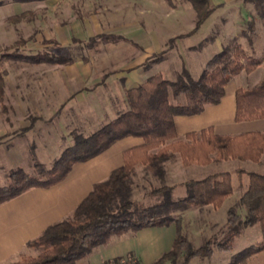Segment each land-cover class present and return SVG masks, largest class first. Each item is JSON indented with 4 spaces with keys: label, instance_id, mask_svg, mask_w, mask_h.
I'll use <instances>...</instances> for the list:
<instances>
[{
    "label": "trees",
    "instance_id": "16d2710c",
    "mask_svg": "<svg viewBox=\"0 0 264 264\" xmlns=\"http://www.w3.org/2000/svg\"><path fill=\"white\" fill-rule=\"evenodd\" d=\"M26 3L45 0H0ZM196 13L194 34L212 14L207 0H187ZM252 6L264 25V0H243ZM25 14L9 18L17 22ZM241 36L251 42L256 37L255 21L246 22ZM185 37V36H181ZM154 56L150 63H158ZM13 59L32 64L69 65L72 58L39 54L16 56ZM1 61V57H0ZM264 63L263 58L248 56L238 46H226L205 63L200 75L193 79L183 68L177 82H170L160 73L148 77L142 84L125 91V110L99 129L84 137L74 135L72 145L66 147L50 169L39 163L37 176H30L22 169L9 174V183L0 186V205L33 188H51L65 180L76 163L86 162L109 148L115 142L127 138L142 139L143 144L123 153V164L112 171L108 178L93 186L88 196L72 214L46 228L28 247L41 249L35 258H26L12 264H77L87 258L92 250L107 244L112 235L136 233L139 230L167 227L174 224L176 237L171 249L152 264H188L195 258H210L217 250L230 251L235 239L245 228L258 225L261 241L232 256L228 264H246L264 251V174L236 170L223 171L202 179H190L179 185H162L144 193V198H159L144 205L132 200L135 169L140 166L145 173L163 180L164 165L178 158L183 167H205L213 161L237 160L258 163L264 154V134L244 133L221 136L211 128L190 132L182 137L176 133L175 117H192L201 114L207 106L217 105L225 93L229 81L241 74L249 75ZM6 73L0 65V101L3 99ZM264 120V80L250 88L235 91L236 123ZM247 176V184L238 201L226 212L224 226L205 243L193 248L182 233L181 218L191 208L212 207L218 209L233 194L232 175ZM185 189L183 198L174 199V190ZM242 187V186H241ZM244 210V214H241ZM133 264H141L132 254L127 255ZM120 258L104 264H117ZM126 264V263H125Z\"/></svg>",
    "mask_w": 264,
    "mask_h": 264
},
{
    "label": "rangeland",
    "instance_id": "374dc122",
    "mask_svg": "<svg viewBox=\"0 0 264 264\" xmlns=\"http://www.w3.org/2000/svg\"><path fill=\"white\" fill-rule=\"evenodd\" d=\"M159 2L160 6L154 0H145L146 4L140 0H47L31 4L10 3L0 7V65L6 73L4 95L0 101L1 187L9 183V174L16 169L20 168L30 176H37L39 172L34 167L36 162L44 169H50L61 152L72 145L74 135L86 137L100 128L97 124H82L80 118L71 125L69 116L75 113L66 105L68 100H64L65 96L59 94V87L66 88L67 82L63 67L45 63L36 65L13 57L48 54L78 61L86 59L87 70L92 72L101 67L107 70L122 68L125 59L139 52L137 47L127 43V27L137 28V25L145 24L147 28L154 29L159 40L161 37L163 40L170 38L175 33L186 37L194 29L196 13L187 0ZM25 11L30 13H24L17 22L6 21V18ZM213 16L214 25L209 29L197 30L193 39H186L177 45L176 42L185 37L180 35L166 39L161 52L146 59L144 70L158 69L164 79L177 82L185 68L196 79L205 63L226 46H238L250 57L263 58L264 25L251 5L244 4L243 0H233ZM250 19L255 21L256 30V37L251 42L240 34L247 28L246 22ZM189 29L192 30L188 32ZM147 33L143 39L145 44L154 46L152 35ZM132 34H129L130 38L134 37ZM186 45L194 52L188 53ZM154 56L160 57L158 63L149 62ZM105 58H108L107 64ZM263 80L264 63L249 75L242 73L233 77L229 86L250 88ZM251 163L213 161L205 167L191 165L185 168L178 158H174L164 165L163 180L145 173L138 166L131 199L150 205L157 199L161 200L144 198V193L152 188L176 186L217 172L234 173L239 168L249 171L253 167ZM247 181V176L232 175L233 194L224 201L227 203L222 209L223 214L220 208L224 203L218 208V213V209L210 206L201 210L191 208L183 213L182 233L193 248L202 246L224 226L228 208L238 201ZM185 194V189L178 186L172 197L180 199ZM208 209L209 212L206 211ZM241 214H244V210H241ZM260 241L258 225L245 228L242 235L233 241L230 251L214 250L210 258H195L188 264H228L233 255ZM102 246L94 248L92 252ZM40 250L29 246L19 261L37 257ZM133 262L134 259L130 261L126 256L120 258L117 264Z\"/></svg>",
    "mask_w": 264,
    "mask_h": 264
},
{
    "label": "crops",
    "instance_id": "0c3cea01",
    "mask_svg": "<svg viewBox=\"0 0 264 264\" xmlns=\"http://www.w3.org/2000/svg\"><path fill=\"white\" fill-rule=\"evenodd\" d=\"M140 1L146 4L145 0ZM154 1L160 6L159 0ZM207 1L213 8V12L198 31L212 27L214 25L213 15L221 8L228 7L233 0ZM10 3L17 4V2L10 1L4 5ZM31 3L33 2H26V4ZM24 13L30 12L25 11L13 16ZM13 16L6 18V21H9V18ZM192 29H189L188 32ZM126 30L129 31L130 35L133 33L132 36L134 35V37L131 38H135L131 39L130 35L127 34V43L137 47L139 52L125 59V66L122 68L107 70L101 67L92 72L87 70L86 63L88 61L86 59L81 61L74 59L69 65H58L65 69V80H67L66 88L59 87V94L65 96L64 100H68L66 105L71 112L75 113L71 117L69 116L71 125L80 118L82 124H97L101 127L114 119L119 111L126 108L125 91L142 84L148 77L158 73V69L144 70L143 64L146 59L159 54L166 39L170 40L182 35L175 33L170 38L167 37L163 40L161 37L159 40L153 31L154 29L147 28L145 24L137 25V28L127 27ZM147 31L152 35L155 47L151 44H145L143 39L146 38ZM195 35L197 32L187 35L183 40H178L176 45L186 39H193ZM175 50L178 52L176 48ZM186 51L188 53L194 52L187 45ZM105 59L106 63L108 58ZM244 75L246 74L244 73ZM229 84L230 81L225 87L224 96L217 105L207 106L201 114L196 116L174 118L176 133L179 137L208 128L221 136H236L244 133L264 134V120L241 123L234 121L235 91L239 87L229 86ZM142 144L143 141L139 138L121 139L98 156L86 162L74 164L61 183L47 189H29L20 196L1 204L0 264L18 262L26 252L30 242L35 240L49 226L68 218L88 196L95 184L105 181L112 171L122 166L125 151ZM251 164L253 167L249 171L239 169L245 172L264 174V154L258 163ZM226 203L216 213L220 210L223 214L222 209H225ZM206 211L209 212L210 209ZM175 237L176 227L174 224L167 227L142 229L133 234L112 235L101 249L94 250L89 257L77 264H104L129 254L134 255L141 264H152L171 249ZM246 264H264V251L252 256Z\"/></svg>",
    "mask_w": 264,
    "mask_h": 264
}]
</instances>
